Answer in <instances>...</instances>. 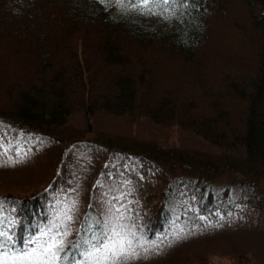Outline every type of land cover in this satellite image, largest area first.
<instances>
[{
  "label": "trees",
  "instance_id": "obj_1",
  "mask_svg": "<svg viewBox=\"0 0 264 264\" xmlns=\"http://www.w3.org/2000/svg\"><path fill=\"white\" fill-rule=\"evenodd\" d=\"M234 15L240 24L226 22ZM74 116L90 131L100 116L129 126L142 121L264 163V0H148L147 6L143 0H0V124L57 141V130ZM77 132L65 146L98 142L108 149L103 160L113 149L159 165L193 164L200 173L216 168L207 158L189 162L194 156L171 149ZM242 169L227 174L240 194L251 193L264 170L247 178ZM182 174L141 199L144 235L165 227L169 195L173 201L183 190L204 188L200 176ZM49 175L50 169L24 182L33 196L0 189V219L17 217L0 228L17 243L45 220L49 192L66 184L64 176ZM95 207L90 201L85 208L80 232L91 216L99 219ZM177 264L210 263L189 253Z\"/></svg>",
  "mask_w": 264,
  "mask_h": 264
},
{
  "label": "rangeland",
  "instance_id": "obj_2",
  "mask_svg": "<svg viewBox=\"0 0 264 264\" xmlns=\"http://www.w3.org/2000/svg\"><path fill=\"white\" fill-rule=\"evenodd\" d=\"M237 18L230 16L226 22L240 24ZM99 118L95 128L86 129L99 137L97 140L110 138L141 148L156 145L171 149L181 158L194 156L186 158L189 162L207 158V163L216 168L200 173L193 164L189 169L178 163L159 165L113 149L109 159L103 160L108 149L94 141L79 140L65 146L64 142L75 138L77 131H86L81 116L72 117L68 125L57 130V141L0 124V189L11 190L20 198L33 196L36 191L25 188L24 182L42 178L49 169V177L59 174L67 184L49 192L52 208L47 207L45 220L21 243L7 234L10 252L30 248L33 245L29 241L42 236H53L63 248L56 254L57 264H90L85 257L93 250V238L103 233L111 235L115 228L131 244L114 264H177L189 253L205 255L210 264H264V178H259L252 189L245 188L251 193L240 194L227 174L243 168V172L248 170L249 178L253 171L264 170V163L243 158L238 149L220 150L209 143L205 147L199 138L156 129L142 121L129 126L124 119ZM104 119L108 120L105 126L101 124ZM182 172L188 177L200 176L204 188L183 190L173 196V201L169 195L168 206L172 204L165 227L149 237L144 235L146 212L141 199ZM90 201L99 219L91 216L85 231L80 232L79 224ZM5 222L14 225L17 217L0 219V226ZM78 234L80 239L74 243Z\"/></svg>",
  "mask_w": 264,
  "mask_h": 264
},
{
  "label": "snow or ice",
  "instance_id": "obj_3",
  "mask_svg": "<svg viewBox=\"0 0 264 264\" xmlns=\"http://www.w3.org/2000/svg\"><path fill=\"white\" fill-rule=\"evenodd\" d=\"M163 2L167 3L168 0ZM143 4L147 6L148 0H143ZM93 239L95 240L92 245L93 250L89 251L85 257L90 264H108L110 260L114 264L117 259L124 257L126 245L131 244L130 241L122 238L121 232L115 228L111 230V235L103 233ZM29 243L33 246L10 252L7 234L0 231V264H57L56 254L63 251L61 241L57 237L49 236L44 239L42 236Z\"/></svg>",
  "mask_w": 264,
  "mask_h": 264
}]
</instances>
